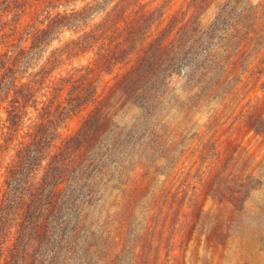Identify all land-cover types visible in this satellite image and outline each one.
Returning a JSON list of instances; mask_svg holds the SVG:
<instances>
[{
	"label": "trees",
	"instance_id": "trees-1",
	"mask_svg": "<svg viewBox=\"0 0 264 264\" xmlns=\"http://www.w3.org/2000/svg\"><path fill=\"white\" fill-rule=\"evenodd\" d=\"M215 3L0 0V264H158L139 240L129 257L100 206L175 166L176 112L215 104L209 120H227L264 76V0H225L203 24ZM260 109L242 114L264 133ZM154 202L144 231L162 239Z\"/></svg>",
	"mask_w": 264,
	"mask_h": 264
},
{
	"label": "rangeland",
	"instance_id": "rangeland-1",
	"mask_svg": "<svg viewBox=\"0 0 264 264\" xmlns=\"http://www.w3.org/2000/svg\"><path fill=\"white\" fill-rule=\"evenodd\" d=\"M224 1L216 0L201 22L209 24ZM251 88H244L247 96L235 101L227 120H209L215 104L176 112L172 119L182 128L169 157L176 160L175 166L166 157L147 177L140 173L125 194L117 189L102 198L101 209L111 208L112 219L117 217L112 231L122 238L119 247L126 240L129 257L128 250L139 240L153 260L159 258L158 264H264V133L250 129L242 114L248 102H258L264 118V76L249 92ZM138 112L125 109L118 119L127 122ZM69 125L76 129V120ZM213 189L221 190L224 200L215 198ZM233 195L237 203L230 200ZM241 196L245 198L240 201ZM156 199L163 209L160 219L168 222L162 239L159 228L155 233L144 231ZM123 221L127 225L119 227Z\"/></svg>",
	"mask_w": 264,
	"mask_h": 264
},
{
	"label": "bare ground",
	"instance_id": "bare-ground-1",
	"mask_svg": "<svg viewBox=\"0 0 264 264\" xmlns=\"http://www.w3.org/2000/svg\"><path fill=\"white\" fill-rule=\"evenodd\" d=\"M242 258V257H241Z\"/></svg>",
	"mask_w": 264,
	"mask_h": 264
}]
</instances>
